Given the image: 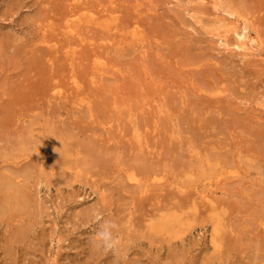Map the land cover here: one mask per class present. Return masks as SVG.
<instances>
[{
  "label": "rangeland",
  "instance_id": "1",
  "mask_svg": "<svg viewBox=\"0 0 264 264\" xmlns=\"http://www.w3.org/2000/svg\"><path fill=\"white\" fill-rule=\"evenodd\" d=\"M81 1L0 0L1 52L10 46V49L16 51L18 56L17 61L12 63L10 57L13 56L9 55V52L12 51L14 55L16 53L7 48L8 51L5 54L9 56L0 53V61H5L0 64L7 66V63H12L9 65L11 67L18 61L23 62V57L24 60L33 58L34 61L31 60V62L36 61L40 64L37 65L35 62L36 69H34L29 60L25 61L29 66H26L25 69H28L32 80L29 76V78L27 77L28 71L24 72L22 77L23 66L26 64L22 65L19 62L20 66L15 65L11 69H8L9 66L5 68L0 65L2 68H0V101L3 100L4 107L10 109L9 106L15 103H9L12 97L11 91L15 90L17 94L20 91L19 94L23 95L21 90H29L31 84L25 86L29 81L26 82L24 76L31 82L37 77L38 82L46 83L45 90L35 88L40 91V93L37 92V95L35 93L34 96H30L34 93L31 91L34 90L33 86L37 87L35 82L31 86L33 87L30 90L31 93L25 94L24 92L25 100L21 99L22 96L18 98L28 103L29 101L26 102L27 97L30 96L28 98L32 97L30 101L33 102H29L32 107L28 105L29 103L25 105L22 102L24 108L19 110V117L14 114V112L17 113L16 107L21 106H16L17 102L12 104L15 107L13 113L10 110L11 116L13 115L12 120L8 115L10 112L4 111L5 114L8 113L7 117H10L4 119L3 109L0 110V117L7 123L11 122L9 124L11 131L8 130L10 128L7 125L6 127L0 126V132H4L3 136L0 134V138L2 137L0 139V199L3 196V199L8 197V200L7 198L2 199L3 204L0 200V264H246V261H251L248 260L250 256L253 262L251 261L249 264H255L256 261V264H259V261L264 262L259 256L262 255L263 259L264 252L260 254L261 252L258 251L259 246H262L259 247L260 249H264V243H262L264 241V152L258 149L262 147L264 137L262 136L263 139L260 136L253 138L251 134L252 138L251 135L249 138L248 135L245 136L249 133L247 130L245 131L247 133L240 134L244 130L246 122L251 123L252 126L253 124L258 126L259 128H256L259 132L264 128V0H125L124 2L121 0L123 3L120 0H83V3ZM118 2L120 7L117 6ZM56 3L59 4V8ZM137 4L139 5L137 6ZM82 5L85 8H81ZM51 6L57 8L52 7L53 11ZM68 6L74 7V9L72 10ZM117 8L121 11L124 10L123 8L125 10L122 13ZM226 8H229L230 12H235V10L236 12H232L231 15ZM231 8L232 10H230ZM65 13H70L72 16H67ZM64 15L66 16L64 17ZM99 16L104 18L98 19ZM114 17L118 21H115ZM71 18L76 20H71ZM119 18H122L121 21ZM91 21L93 22L91 23ZM106 22H110V25ZM116 22H122V26L118 23L121 28L125 22L131 24L125 23L128 25H125L124 29H120ZM75 24L78 28L75 27ZM98 24L102 27H98ZM126 26L127 28H125ZM59 29H61L59 33L62 31L63 35H57ZM116 29H120L117 33L125 34V36L122 34L124 38L120 39L121 34L120 36L116 35L117 33L114 32ZM68 31L72 32L69 34ZM238 34L245 35V37L240 38ZM127 35H130L131 38ZM243 39L246 43H243ZM8 41L11 45L13 43V47L8 46ZM41 41L46 47H52L51 49L45 47L42 52L44 49L46 51L54 49V53L50 51L48 52L50 55L45 52V56L41 55L43 53L39 47H44L40 46ZM60 41L67 44L62 43V46ZM68 42H70L69 45ZM115 42H118V45ZM241 42L242 44H240ZM4 43L7 44L5 47H3ZM123 44L124 47H122ZM17 45L27 50L30 49L31 52L32 48H38L41 53L37 52L38 49L35 51L42 58H39L41 57L39 54L37 57L35 51L30 55L23 49L21 51L20 47H18L19 50L16 49ZM67 45L70 49L67 48ZM241 45H245L244 47L247 49L238 48ZM5 56L11 59L10 62ZM30 56L31 58H29ZM51 56H53L54 62H58L54 64ZM39 59H44L45 63L42 64V60ZM95 60L96 62H94ZM45 65L50 66L49 69ZM39 66L44 67L43 70L38 69ZM26 73L27 75H25ZM16 74L20 75L18 76L20 79L22 78L19 82L20 79H16L18 83L26 82L24 88L20 86L19 91L14 89L17 86L10 85V83L14 84L12 82L17 78ZM37 74L41 78L44 76L43 80L41 78L38 80ZM36 84L39 87H44L42 84ZM216 84L218 89L215 88ZM222 85H224L223 88H221ZM8 86H11L9 88H12L11 91L7 90ZM174 86H176L175 89ZM190 89L191 91H189ZM4 90L9 91L10 100L6 99V95L3 96ZM225 92H230V95L228 94V96ZM195 93L200 96H196ZM231 93L234 94V97ZM14 94L12 93L13 97ZM203 94L211 98L206 99L207 96L206 98L201 96ZM224 95L228 97H224ZM216 96L220 101L215 100ZM145 97L147 98L145 99ZM182 98L183 100H181ZM12 100L14 101V98ZM209 101H212L213 104L209 105L212 103ZM229 103L234 106L230 107ZM150 104H154V107ZM226 106L235 109V111L229 109V113H226ZM212 109H214L213 112L210 111ZM222 109L225 112L221 113ZM197 110L198 113H196ZM24 111H26V117L23 115ZM14 115L16 116L14 117ZM236 115L241 118L237 119ZM223 116L225 117L219 118ZM178 117L179 120H177ZM192 117L202 120L201 128L198 125L195 126ZM7 119L11 121L8 122ZM205 119L208 125L202 124H207ZM211 119L212 121H210ZM236 119L237 121H235ZM3 120L1 123H4ZM6 122L5 124H7ZM28 122L29 124L31 122L32 125H27ZM188 122L190 126L197 128L193 131L194 127H192L193 129L189 127ZM224 122L229 126L232 124L233 127L227 126L230 128L229 130L224 127ZM236 122L237 124L241 122L240 124L243 126L240 132L238 130L241 126L239 124L238 129ZM177 123L179 124L177 125ZM186 125L188 127H185ZM217 125L218 128L221 127L222 130H225L226 139L222 138V130L214 128ZM12 126L15 127V130L17 129V132L15 130L13 132ZM169 126L171 128L178 126L176 134H171ZM3 127L5 130L2 129ZM28 128V133L23 131V129L27 131ZM206 128L210 135L206 132L208 131ZM6 131L8 132L6 133ZM263 132L264 130L260 134L263 135ZM237 134L243 138L241 136L237 138ZM189 138L194 143L188 147L186 142ZM157 140H160L161 144H158ZM258 140H261V143L257 142ZM255 142L256 144H254ZM259 143L261 146H258ZM84 144L86 146H83ZM88 145L93 147L92 150L90 148L91 151L87 150L89 149ZM160 146L161 148H159ZM190 147L197 150L196 152L201 150L198 154L202 159L200 166L198 165L200 157L196 152L191 155ZM98 149L102 150V155ZM220 152L221 154H219ZM94 154H100V158L105 157L101 160L102 162L98 161L97 164V161L95 163L91 158ZM179 154L180 157H177ZM204 155L207 158H202ZM164 156L166 160L163 159ZM95 158L97 157L95 156ZM217 159L219 160L217 161ZM170 161L177 162L174 164ZM203 162L205 166L209 165L206 170ZM99 163H103L104 166ZM226 163L228 164L226 165ZM160 168H162V174L159 173ZM219 169H222L220 171L223 174ZM226 170L228 171L226 172ZM14 171L16 173L26 171L27 173L25 172V176H23L22 172L16 174ZM190 172L193 174L192 176ZM9 173H12V176H8ZM236 173L239 175L237 176ZM18 175L22 181L17 177ZM27 176L29 177L27 178ZM134 176L136 180L144 179L146 183L151 182L150 184L154 185L149 184L147 192L144 193L140 187L134 186L136 182L128 179L134 178ZM10 181L12 184L17 183L18 185L9 186ZM209 181H212L214 185L218 184L219 187L210 185ZM4 182L9 184L2 185ZM22 184L27 187L25 188ZM222 185L227 190L221 189ZM2 187L6 191L1 192ZM18 188L25 190L21 189L19 192ZM181 189L183 190L181 191ZM14 190H18L20 195L24 193L26 197L23 194V199L26 201H16L18 194L13 195ZM156 190L158 195L161 194L160 198L163 202L159 197H155ZM173 191L176 192L177 197ZM238 191L240 194L247 193L249 199L246 200L247 195L244 198L242 194H237ZM151 192L156 193H153L154 197ZM147 193L148 195L152 194V197L147 196ZM181 193L184 198L178 196ZM204 193L210 195L207 204L202 201ZM8 194L11 196L9 197ZM184 194L192 197H188L190 202L189 199H185ZM12 196V199L15 198L13 202L11 201ZM151 198L155 199L152 201ZM168 198L171 203L169 200L165 202ZM181 199L187 201V205L180 203ZM4 201L8 203L5 204ZM214 201L218 203V206H222L215 209L217 205ZM235 201L239 203L237 204L239 210L241 208L239 205H242L241 210H247V212L242 211L245 215L238 213ZM173 202L176 207L172 206ZM210 202H214L212 209ZM159 204L161 205L159 206ZM9 205L11 207L8 209L9 211L13 208L12 206L16 208L13 214H11L12 210L11 212L7 211ZM156 205L165 207L159 209L154 207ZM179 205L185 208L182 209ZM193 205L196 206V209L192 207ZM197 205L199 206L197 207ZM206 206L210 210L204 212ZM197 208H202V214ZM96 209L103 212L104 219L115 220L119 225V229L114 232V235L121 240L123 253L120 252L118 258L114 257L111 252L105 254L96 248L95 252L93 251V237L97 223L94 221L92 213ZM151 209L155 212L153 213ZM225 209L227 211L223 213L222 211ZM16 211H22L23 215L21 216ZM147 211L151 214H147ZM32 212L37 213L33 216ZM187 212H189L188 215ZM250 212L254 215L249 216ZM14 213L16 214L14 215ZM6 214L7 216L11 214L12 223H9L10 220L6 221ZM243 215L244 218H242ZM163 220L167 223L160 227L159 222ZM258 223L260 225H257ZM179 227L181 229L178 231ZM241 227L243 228L241 229ZM213 234L218 237V243L222 244L221 246L218 244L220 248L213 249V243L211 244ZM255 236L257 240L254 239ZM16 237L17 241H20L16 242ZM11 238L14 239V243L11 242ZM231 240L239 247L233 246ZM252 243H255L254 246ZM90 252H94V254L90 255ZM255 258L258 259L255 260Z\"/></svg>",
  "mask_w": 264,
  "mask_h": 264
},
{
  "label": "bare ground",
  "instance_id": "2",
  "mask_svg": "<svg viewBox=\"0 0 264 264\" xmlns=\"http://www.w3.org/2000/svg\"><path fill=\"white\" fill-rule=\"evenodd\" d=\"M68 1H69V0H68ZM70 1H72V0H70ZM80 1H81V0H80ZM105 1H106V0H105ZM107 1H109V0H107ZM112 1H113V0H112ZM120 1H121V0H120ZM124 1H125V0H123V2H124ZM126 1H128V0H126ZM63 2L65 3V1H63ZM75 2H76V1H75ZM81 2L83 3V0H82ZM81 2H80V3H81ZM123 2L121 1V3H123ZM239 2H240V1H239ZM68 3H69V2H68ZM108 3H109V2H108ZM125 3H128V2H125ZM65 4L67 5V3H65ZM70 4H71V3H70ZM87 4H88V3H87ZM98 4H99V3H98ZM110 4H111V3H110ZM115 4H116V3H115ZM119 4H120V3L118 2L117 6H119ZM54 5H55V3H54ZM57 5H58V8H59V4L56 3V6H57ZM79 5H80V4H79ZM84 5H85V4H84ZM88 5H89V4H88ZM111 5H112V4H111ZM138 5H139V4H137V6H138ZM56 6H51L50 8L53 9L52 7H54V9H55V8H57ZM60 6H62V5L60 4ZM71 6H72V4H71ZM80 6H81V5H80ZM80 6H79V7H80ZM132 6H133V5H132ZM68 7H70V6H68ZM83 7L85 8V6L82 5L81 8H83ZM97 7H98V6H97ZM109 7H110V6H109ZM119 7H120V6H119ZM70 8H71L72 10L74 9V7H73V8L70 7ZM77 8H78V7H77ZM77 8H76V9H77ZM86 8H87V7H86ZM133 8H135V7H133ZM54 9H53V11H54ZM91 9H92V8H91ZM123 9L125 10V8H123ZM226 9H227V8H226ZM228 9H229V8H228ZM228 9H227V11H229ZM68 10H69V9H68ZM72 10H71V11H72ZM95 10H96V9H95ZM102 10H103V9H102ZM117 10H119V12L121 11V9H118V8H117ZM124 10L121 11V12L123 13ZM135 10H136V9H135ZM230 10H232V8H231ZM49 11H50V10H49ZM73 12H74V11H73ZM79 12H80V11H79ZM81 12H82V11H81ZM137 12H138V11H137ZM229 12H230V11H229ZM229 12H228V13H229ZM232 12H234V11H231V12H230L231 15H232ZM235 12H236V10H235ZM235 12H234V13H235ZM74 13H75V12H74ZM76 13H77V10H76ZM138 13H140V12H138ZM230 13H229V14H230ZM65 14H67V13H65ZM80 14H82V13H80ZM89 14H90V13H89ZM93 14H94V13H93ZM68 15H70V13L67 14V16H68ZM65 16H66V15H64V17H65ZM70 16H72V15H70ZM70 16H69V17H70ZM95 16H96V15H95ZM97 16H98V15H97ZM118 16H119V14L117 15V17H116V15H115V17H116L117 19H118ZM51 17H52V16H51ZM51 17H50V20L53 18V17H52V18H51ZM89 17H90V16H89ZM93 17H94V16H93ZM93 17H92V18H93ZM102 17H103V16H101V17L99 16V17H97V18H98V19H101ZM115 17H114V20H115ZM48 18H49V17H48ZM75 18H76V17H75ZM75 18H71V20H72V19H75ZM77 18H78V17H77ZM79 18H81V17L79 16ZM92 18H91V20L94 21V19H92ZM103 18H104V17H103ZM123 18H124V17H123ZM63 19H64V18H63ZM107 19H108V18H107ZM110 19H112V18H110ZM117 19H116V20H117ZM119 19H120V21H121L122 18H119ZM247 19H248V18H247ZM75 20H76V19H75ZM79 20H80V19H79ZM84 20H85V19H84ZM102 20H103V19H102ZM105 20H106V18H105ZM112 20H113V19H112ZM114 20H113V21H114ZM116 20H115V21H116ZM53 21H55V20H53ZM68 21H69V20H68ZM77 21H78V20H77ZM80 21H81V20H80ZM93 21H91V23H92ZM95 21H97L96 18H95ZM100 21H101V20H100ZM100 21H99V22H100ZM103 21H104V20H103ZM106 21H107V20H106ZM113 21H112V22H113ZM117 21H118V20H117ZM132 21H133V20H132ZM244 21H245V20H244ZM65 22H66V21H65ZM85 22H86V21H85ZM85 22H84V23H85ZM88 22H89V20H88ZM99 22H98V23H99ZM130 22H131V21H130ZM136 22H137V21H136ZM63 23H64V22H63ZM73 23H74V21H73ZM76 23H77V22H76ZM78 23H79V22H78ZM84 23H83V24H84ZM94 23L97 24V22H94ZM100 23H104V22H100ZM106 23H107V22H106ZM109 23H110V22H109ZM109 23H107V24H109ZM118 23L120 24V26L123 25L122 22H118ZM118 23L116 22V25H117L118 27H120ZM125 23H128V22H125ZM125 23H124V26H125V25H128V24H129V25L131 24V23H128V24H125ZM50 24H51V23H50ZM83 24H82V25H83ZM104 24H105V23H104ZM121 24H122V25H121ZM137 24H139V23L137 22ZM62 25H63V24H62ZM78 25H79V24H78ZM99 25H100V24H98V27H102L101 25H100V26H99ZM102 25H103V24H102ZM109 25H110V24H109ZM111 25H112V23H111ZM134 25H135V23H134ZM52 26H53V25H52ZM69 26H70V25H69ZM105 26H106V25H105ZM117 26H115V27H117ZM124 26H123V28L120 27V29H124ZM138 26H139V25H138ZM62 27H63V26H62ZM65 27H66V26H65ZM75 27H77V24H75ZM75 27H73V28H75ZM110 27H112V26H110ZM48 28L50 29L51 26L48 27ZM77 28H78V27H77ZM125 28H127V26H126ZM137 28H139V27H137ZM102 29H103V28H102ZM107 29H108V28H107ZM120 29H118V30H120ZM52 30H54L53 27H52ZM52 30H50V31H52ZM60 30H61V29L58 30L57 35H63L62 31L59 33ZM62 30H63V29H62ZM65 30H66V29H65ZM73 30H75V29H73ZM100 30H101V29H100ZM103 30H104V29H103ZM108 30H109V29H108ZM118 30L116 29L115 31H114V30H113V31L117 33ZM128 30H129V29H128ZM130 30H131V29H130ZM137 30H140V29H137ZM123 31H124V30H123ZM63 32H64V30H63ZM68 32H69V31H68ZM71 32H72V31H71ZM71 32H69V34H70ZM102 32H103V31H102ZM118 32H119V31H118ZM139 32H140V31H139ZM58 33H59V34H58ZM61 33H62V34H61ZM76 33H77V32H76ZM125 33H126V32H125ZM130 33H131V31H130ZM64 34H66V33H64ZM67 34H68V33H67ZM69 34H68V35H69ZM120 34H121V38H120V39L124 38V37H123V36H125L124 33H121V32H120V33H117L116 35L120 36ZM122 34H124V35L122 36ZM126 34H127V33H126ZM135 34H136V33H135ZM238 35H239V34H238ZM238 35H237V36H238ZM118 36H117V37H118ZM129 36H130V35H129ZM129 36L127 35V37H129ZM133 36H134V34H133ZM137 36H138V34H137ZM242 36H243V35H242ZM242 36L239 35L240 38H241ZM107 37H108V36H107ZM117 37H116V39H117V41H118V38H117ZM127 37H126V39H127ZM243 37H245V35H244ZM243 37H242V38H243ZM111 38H112V37H111ZM111 38H110V39H111ZM129 38H131V37H129ZM64 39H65V38H64ZM64 39H61V40H64ZM107 39H108V38H107ZM135 39H136V38H135ZM154 39H156V38H154ZM111 40H114V39H111ZM123 40H124V39H123ZM136 40H137V39H136ZM141 40H142V39H141ZM42 41H43V40H42ZM42 41H41V42H42ZM64 41H66V40H64ZM242 41H244V39H243ZM47 42H48V41H47ZM66 42H67V41H66ZM66 42H62V43L64 44V43H66ZM119 42H121V41H119ZM60 43H61V41H60ZM62 43H61V45H62ZM69 43H70V42H68V45H69ZM74 43H75V42H74ZM112 43H113V42H112ZM117 43H118V42H117ZM117 43L115 42L116 45H118ZM243 43H246V42L244 41ZM7 44H8V46L11 45V44H9V41H8ZM7 44L4 43V46H3V47H5ZM39 44H41V43H39ZM45 44H46V43H45ZM66 44H67V43H66ZM110 44H111V42H110ZM119 44H120V43H119ZM126 44H127V43H126ZM160 44H161V43H160ZM240 44H242V42H241ZM12 45H13V43H12ZM12 45H11V47H13ZM42 45H43L44 47H41V48L39 47V49H41V52H42L43 48L46 47V46L43 44V42H42V44H41L40 46H42ZM68 45H67V48L70 49V47H68ZM245 45H246V44H245ZM245 45H244V46H245ZM14 46H15V45H14ZM59 46H60V44H59ZM62 46H63V45H62ZM62 46H60V47H62ZM70 46H71V45H70ZM111 46H113V44H111ZM120 46H121V45H120ZM127 46H128V45H127ZM237 46H238V45H237ZM244 46L241 45V46L238 47V48H241V47L243 48ZM18 47H20V45H17L16 49H17ZM116 47H117V46H116ZM116 47H115V49H116ZM122 47H124V44H123ZM246 47H247V46H246ZM7 48H8L10 51L13 50V49H10V46H9V47H6L5 49H7ZM31 48H32V47H31ZM46 48H48V49L50 48V49H51L52 47H46ZM244 48H245V47H244ZM5 49H3V52H1L2 50H1V45H0V53H4V54L7 53L8 49L6 50V52H5ZM20 49H21V51H22V49H23L24 51H27V52H29V54H30V53L34 52L35 50H37L38 48H37V49L32 48V49H33L32 52L30 51V49L27 50V49L22 48V46L20 47ZM32 49H31V50H32ZM39 49L37 50V52L41 53V52L39 51ZM245 49H247V48H245ZM248 49H249V48H248ZM18 50H19V48H18ZM53 50H54V49H52V51H51V50H50V51L54 53ZM13 51H14V50H13ZM50 51H49V50L46 51V50L44 49V51L42 52L43 54H41V55H44V52L47 53V55H48V54L50 55V53H48V52H50ZM59 51H60V50H59ZM14 52L16 53V51H14ZM27 52H26V54H27ZM35 52H36V51H35ZM37 52H36V56H37V57L41 56V55H40L39 53H37ZM57 52H58V51H57ZM73 52H74V51H73ZM68 53H70V52H68ZM71 53H72V51H71ZM10 54H12V56H13V57H10V58L12 59L11 62H12V63H15L14 61H17V57H18V56H17V53L14 55V53H12V51H11V52H9V55H10ZM33 54H35V53H33ZM37 54H39V56H38ZM5 55H6V54H5ZM9 55L7 54L6 56H9ZM30 55H31V54H30ZM51 55H52V54H51ZM3 56H4V55H3ZM6 56H5V58H6ZM14 56H16V57H14ZM19 56H20V54H19ZM44 56H45V55H44ZM44 56H43V57H44ZM0 57H1V56H0ZM22 57H23V56H22ZM22 57H21V58H22ZM51 57H52L51 60L53 61V56H51ZM15 58H16V59H15ZM29 58H31V56H30ZM39 58H42V56L39 57ZM49 58H50V57H49ZM6 59H7L8 62H10V60H11V59H8V57H7ZM6 59H5V60H6ZM25 59H26V58H25ZM56 59H57V58H56ZM59 59H60V58H59ZM0 60H1V59H0ZM21 60H22V59H21ZM28 60H29V59H28ZM28 60H24V57H23V62L28 61ZM31 60H33V58H31ZM31 60H29V61H30L29 63H31V66H32V67L36 66V65H34V64H36L37 62L35 61V62H36V63H35V62H33V61H34V60H33V61H32L33 63H32ZM35 60H36V59H35ZM39 60L41 61L42 59H39ZM43 60H44V59H43ZM43 60H42V62H43ZM54 60H55V57H54ZM7 61H6V63H7ZM44 61H45V60H44ZM0 62H1V63H4L5 61H0ZM19 62H21V61H18L17 64H15V65H19V66H20ZM23 62H21L22 65L27 63V62H25V63H23ZM42 62H41V63H42ZM56 62H58V61H55V62L53 61L54 64H55ZM94 62H96V60H95ZM12 63H10V64L7 63V66L11 65ZM44 63H45V62H43L42 64H44ZM46 64H47V63H46ZM99 64H100V63H99ZM104 64H105V63H104ZM0 65H1V64H0ZM15 65H14V66H15ZM22 65H21V67H22ZM37 65H40V64L37 63ZM52 65H53V64H52ZM1 66H3V64H2ZM7 66H6V64H4L3 67L6 68ZM14 66H11V67L9 66L10 68H8V69L13 68ZM19 66H18V68H19ZM26 66H28V65L26 64L25 66H23V72H22L23 74H22V77H23V75H24V72H27V71H28V69H27V70L25 69ZM45 66H46V65H45ZM16 67H17V66H16ZM28 67H29V66H28ZM46 67H48V69H49L50 66H46ZM103 67H104V65H103ZM0 68H1V67H0ZM5 68H3V69H5ZM43 68H44V67H42V66H39V67H38V69H42V70H43ZM1 69H2V68H1ZM1 69H0V70H1ZM24 69H25V70H24ZM30 69H31V68H30ZM34 69H36V68L34 67ZM46 69H47V68H46ZM51 69H52V67H51ZM45 71H46V70H45ZM45 71H43V72L45 73ZM36 72H37V71H36ZM7 73H8V72H7ZM19 73H20V72H19ZM27 73H28V75H27ZM27 73H26L25 75H27V77H28V76H29V71H28ZM31 73H32V72H31ZM31 73H30V74H31ZM20 74H21V73H20ZM33 74H35V72H34ZM39 74H41V73H39ZM7 75H8V74H7ZM16 75H17V76H16ZM16 75H15V77H17V78H15V81L13 80V82H12V83H14V84H11V83H10V85H14V86H17V87L19 86L18 88H17V87H16V88L14 87V89H17V90L19 89V90H20V89H21L20 86L24 88L25 83L28 82V81H29V83H26L25 86H27V84H29V85L31 84V85L29 86V90H27V91H29V92L21 90V91L23 92V95H25L26 93H27V94H28V93H31V91H32V92L34 91V93L30 94V96L33 95V94H35V93H36L35 95H37V92L40 93V91H37L35 88H37L38 90H39V88H40V90H41V89L45 90L44 88H45L46 83H45L44 81H40L41 83L38 82L37 79H36V78H37V77H36V74H35V77H36V78L33 79L32 82H31V80H32V79H31V76H29L31 80H28L27 77L24 76V78H25L27 81L24 79L26 82H24L23 84H22V83H18L19 81L22 80V78L20 79V77H18V76H20L19 74H16ZM37 75H38V74H37ZM209 75H210V74H209ZM2 76H5V75L2 74ZM2 76H1V77H2ZM29 77H28V78H29ZM38 77H39V78H38V80H39L41 77H40L39 75H38ZM2 78L5 79V77H2ZM12 78L14 79L13 76H12ZM43 78H44V76H42L41 80H43ZM16 79H20V80H18V82H17ZM6 80H7V79H6ZM24 80H23V81H24ZM35 80H36V81H35ZM45 80H46V78H45ZM222 80H223V79L221 78V81H222ZM191 81H192V80H191ZM221 81H220V82H221ZM15 82H16V83H15ZM35 82H36V83H39V84H42V82H44V83L42 84V85H44V87H41V86L39 87ZM33 83H35V85H36L37 87L33 86V85H32ZM16 84H17V85H16ZM19 84H22L23 86H22V85H19ZM190 84H191V83H190ZM197 85H198V84H197ZM197 85H196V86H197ZM212 85H213V84H212ZM224 85H225V84H224ZM224 85H222L221 88H223ZM31 86L34 87V90H31V89L33 88V87H31ZM47 86H49L48 83H47ZM47 86H46V88H47ZM177 86H178V85H177ZM225 86H226V85H225ZM10 87H11V86H8L7 90L11 91L12 88L9 89ZM30 87H31V88H30ZM175 87H176V86H174V89H175ZM179 87H180V86H179ZM214 87H215V86H214ZM214 87H211V88L213 89ZM191 88H192V87H191ZM200 88H201V87H200ZM207 88H208V87H207ZM215 88L218 89L217 84H216V87H215ZM26 89H27V87H26ZM180 89H181V88H180ZM227 89H228V88H226V90H227ZM19 90H18V91H19ZM30 90H31V91H30ZM205 90H206V89H205ZM220 90H221V89H220ZM4 91H5V90H4ZM4 91H3V92H4ZM9 91H7V92L5 91L6 94L2 92L3 96H4V95L7 96V97L5 96L7 100H10V97H11V96L13 97L12 93H13V94H14V93L17 94V91L12 90V91H11V96L9 97V94H10ZM35 91H36V92H35ZM183 91H184V90H183ZM189 91H191V89H190ZM195 91H196V90H195ZM202 91H203V90H202ZM227 91H229V90H227ZM19 92H20V91H19ZM19 92H18V94H19ZM24 92H25V94H24ZM175 92L177 93V91H175ZM204 92H205V91H204ZM213 92H214V91H213ZM41 93H42V92H41ZM178 93H179V92H178ZM197 93H198V91H197ZM197 93H195V95H196V96L198 95V97H199L200 95L197 94ZM199 93H200V92H199ZM208 93H209V92H208ZM225 93H227V92H225ZM229 93H230V92H229ZM229 93H227V95H228ZM7 94H8V95H7ZM15 94H14V97H13V98H14V101L12 100L13 98L11 97V101H10L9 103H11V102H15V103H16V102H17L16 104H15V103H12V104H15L16 106H17V105H21V106H19V107H16L17 110H16V109H15V110L17 111V113L14 112V114H17L18 117H19V116H20V114L18 113L19 110H20V109L22 110V108H24V105H22V104H23L22 102H24V101L21 100V99H22V98L24 99L25 96L23 97L22 94H21V95H20V94H19V95L17 94V95H18V96H17V95H15ZM200 94H201V93H200ZM209 94H210V93H209ZM223 94H224V93H223ZM231 94H232V93H231ZM178 95H179V94H178ZM192 95H193V94H192ZM229 95H230V94H229ZM229 95H228V96H229ZM233 95H234V94H232V96H233ZM20 96H22L21 99H18ZM30 96H28V97H30ZM33 96H34V95H33ZM180 96H181V95H180ZM196 96H193V97H196ZM201 96H203V97L206 98L207 95H206V94H203V95H201ZM228 96L224 95V97H228ZM16 97H17V99H16ZM28 97H27V101H26V102H28V101L31 102L30 100L32 99V97H31V98H28ZM35 97H36V96H35ZM143 97H144V96H143ZM203 97H202V98H203ZM213 97H214V96H213ZM213 97H212V100H214ZM216 97H218V96H216ZM216 97H215V100L218 101V100H219V97H218V99H216ZM233 97H234V96H233ZM8 98H9V99H8ZM33 98H34V97H33ZM146 98H147V97H145V99H146ZM172 98H173V97H172ZM208 98H211V97L207 96L206 99H208ZM220 98H221V97H220ZM235 98H236V97H235ZM156 99H157V98H156ZM198 99H199V98H198ZM233 99H234V98H233ZM15 100H16V101H15ZM18 100H19V104H18ZM24 100H25V99H24ZM158 100H159V99H158ZM181 100H183V98H182ZM188 100H190V99L188 98ZM203 100H204V98H203ZM2 101H3V100L0 101V103L3 104V105L0 104V105H1V106H0V107H1L0 110L3 109L2 112H4V111H8V113L10 112V110H12V113H13V108H15L14 105L11 104V106H9V107H11V108H10V109H7L6 106H5L6 108L4 107L5 104H4ZM20 101H21V102H20ZM153 101H154V100H153ZM197 101H198V100H197ZM217 101H216V102H217ZM219 101H220V100H219ZM29 102H28V103H29ZM142 102H143V101H142ZM161 102H162V100H161ZM183 102H184V101H183ZM209 102H210V101H209ZM211 102H212V101H211ZM211 102H210V103H211ZM232 102H233V101H232ZM232 102H231V104H232ZM28 103H25V102H24L25 105L28 104ZM31 103H33V102H31ZM31 103H29L28 105L31 106ZM147 103H148V102H147ZM149 103H152V102H149ZM155 103H156V102H155ZM233 103H234V102H233ZM142 104H143V103H142ZM165 104H166V103H165ZM189 104H190V103H189ZM201 104H202V103H201ZM212 104H213V102H212L211 104H209V105H212ZM214 104H215V103H214ZM231 104L229 103L230 107L234 106V104H233V105H231ZM150 105H151L152 107H154V106H153L154 104H150ZM190 105H191V104H190ZM221 105H223V104H221ZM221 105H220V107H222ZM227 105H228V103H227ZM2 106H3V107H2ZM12 106H13V107H12ZM22 106H23V107H22ZM197 106H198V105H197ZM200 106H201V105H200ZM9 107H8V108H9ZM20 107H21V108H20ZM31 107H32V106H31ZM155 107H156V106H155ZM208 107H209V106H208ZM223 107H225V106H223ZM18 108H19V109H18ZM165 108H166V107H165ZM190 108H191V107H190ZM209 108H210V107H209ZM227 108H228V109H227ZM234 108H235V107H234ZM6 109H7V110H6ZM155 109H156V108H155ZM160 109H161V108H160ZM162 109H163V108H162ZM214 109H215V108H214ZM214 109H212V110H210V111L213 112ZM224 109H225V108H224ZM224 109H222V112H221V113L225 112ZM229 109H232V108H229L228 106H226V111H227L226 113H229V111H228ZM237 109H238V107H237ZM239 109H240V108H239ZM29 110H30V108H29ZM190 110H192V109H190ZM202 110H204V109H202ZM205 110H206V109H205ZM219 110H220V109H219ZM232 110H233V109H232ZM33 111H34V110H33ZM173 111H174V110H173ZM230 111H231V110H230ZM233 111H235V109H234ZM233 111H232V112H233ZM24 112H25V113H24L23 115H25L24 117H26V116H27V115H26V111H24ZM28 112H29V111H28ZM31 112H32V111L30 110V113H31ZM159 112H160V111H159ZM186 112H187V111H186ZM198 112H199V111L197 110L196 113H198ZM203 112H204V111H203ZM206 112H207V111H206ZM208 112H209V111H208ZM212 112H211V113H212ZM8 113L6 112V114H5V112H4V113H3V114H4V115H3V118L5 119V118H10V117H11L10 119L12 120L13 115L11 116V112H10L9 114H8ZM188 113H189V112H188ZM190 113H191V112H190ZM204 113H205V112H204ZM204 113H203V114H204ZM219 113H220V112H219ZM7 114H8L10 117H7V116H8ZM163 114H164V113H163ZM167 114H168V113H167ZM170 114H171V113H170ZM170 114H169V115H170ZM205 114H206V113H205ZM217 114H218V113H217ZM5 115H6V117H5ZM29 115H30V114H29ZM33 115L35 116V114H33ZM200 115H201V114H200ZM208 115H209V114H208ZM208 115H207V116H208ZM213 115H215V114H213ZM233 115H234V114H233ZM15 116H16V115H14V117H15ZM34 116H33V117H34ZM192 116H194V115L192 114ZM202 116H203V115H202ZM210 116H211V115H210ZM236 116H237V115H236ZM236 116H234V117H236ZM24 117H22V118H24ZM167 117H170V116H167ZM212 117H213V116H212ZM214 117H215V116H214ZM224 117H225V116H223V117H219V118L221 119V118H224ZM226 117H227V116H226ZM239 117L241 118V116H239V115H238L236 118L238 119ZM248 117H249V116H248ZM248 117H247V120H249ZM173 118H174V117H173ZM190 118H191V116H190ZM205 118H206V117H205ZM217 118H218V116H217ZM228 118H229V116H228ZM232 118H233V116H232ZM232 118H231V119H232ZM249 118H250V117H249ZM0 119H1V120H0V126H5V127H6V125H7V126L10 128L11 125H9V124H11V122H10V123H7L6 120H3L1 117H0ZM18 119H19V118H18ZM20 119H21V118H20ZM150 119H151V118H150ZM179 119H180V118L178 117L177 120H179ZM188 119H189V118H188ZM194 119H195V120H194ZM196 119H197V121H196ZM206 119H207V118H206ZM206 119H205V121H206ZM231 119H230V120H231ZM237 119H236L235 121H237ZM251 119H253V118H251ZM2 120L4 121V123H1ZM11 120L7 119L8 122L11 121ZM23 120H24V119H23ZM168 120H169V119H168ZM240 120H241V119H240ZM254 120H255V119H254ZM153 121H154V120H153ZM192 121H193V123L195 124V126L198 125V127H200L201 122H202V120H201L200 118H198V117H195V118L192 117ZM194 121H195V122H194ZM205 121L203 120V122H205ZM210 121H212V119H211ZM251 121H253V120H251ZM257 121H258V120H257ZM5 122H6L7 124H5ZM31 122L34 123L33 121H31ZM31 122H30V124H31ZM182 122H183V121H182ZM206 122H207V121H206ZM233 122H234V121H233ZM12 123H13V122H12ZM193 123H192V124H193ZM224 123H225V122H224ZM240 123H241V122H240ZM240 123H239V124H240ZM243 123H244V122H243ZM247 123H248V122H246V124L244 125V127L241 126V124H240L241 128L239 129V124H237V122H236V125H238L237 128L239 129V130H238L239 132H240V130L242 129V127H243V129H244L242 132H240V134H241V133H243V134L247 133V132H245V131L247 130L249 133L251 132L250 134H249V133H248V134H245V136L248 135L249 138H250V135H251V134L253 135V138H255V137H256V138H259V136H260L261 138H262V136L264 137V134H263V135L260 134V133L264 130V128H263L264 126L262 127L263 130H262L261 132H259V130L256 128V127H258V126H255L254 124H253V126H252L251 123H248V124L250 125V126H249ZM260 123H261V122H260ZM1 124H2V125H1ZM3 124H4V125H3ZM30 124H29V122H28L27 125H30ZM178 124H179V123H177V125H178ZM183 124H184V123H183ZM202 124H203V125H208V122H207V124H204V123H202ZM214 124L216 125L215 122H214ZM229 124H230V123H229ZM256 124H257V122H256ZM31 125H32V124H31ZM167 125H168V124H167ZM187 125H189V127H191V128L194 127V126H192V125L190 126L189 122L187 123ZM187 125H186L185 127H188ZM230 125H231V126H229L228 124L225 123V126H224V127L229 126V127L232 128L233 125H232V124H230ZM242 125H243V124H242ZM258 125H259V124H258ZM260 125H262V123H261ZM17 126H18V125H17ZM165 126H166V125H165ZM234 126H235V125H234ZM12 127H13V126H12ZM15 127H16V125H15ZM15 127H13V132H14V130H15ZM25 127H26V126H25ZM28 127H29V126H28ZM153 127H154V126H153ZM158 127H159V126H158ZM229 127H227V128H229ZM245 127H246V128H245ZM16 128H17V127H16ZM26 128H27V127H26ZM167 128H168V127H167ZM167 128H166V129H167ZM169 128H171V127L169 126ZM177 128H178V126H175L174 128H171V134H172V133H173V134H176V129H177ZM191 128H190V129H191ZM196 128H197V127H194V129L192 128L193 131H194ZM200 128H201V127H200ZM209 128H210V127H209ZM214 128H215V129L222 130L221 127L218 128V125H217V127H214ZM227 128H225L226 131H229L230 128H229V130H228ZM258 128H259V127H258ZM262 128H261V129H262ZM0 129H1V128H0ZM2 129H4V127H3ZM30 129H31V128H30ZM154 129H155V128H154ZM163 129H164V128H163ZM202 129H204V128H202ZM206 129H207V128H206ZM233 129H234V128H233ZM261 129H260V130H261ZM4 130H5V129H4ZM4 130H2V131H4ZM8 130L11 131V128L8 129ZM207 130H208V129H207ZM15 131L17 132V129H16ZM23 131H25L26 133H28L29 128H28L27 131L24 130V129H23ZM31 131H32V130H31ZM155 131H156V130H155ZM167 131L169 132V130H167ZM167 131H166V132H167ZM183 131H184V130H183ZM197 131H198V130H197ZM202 131H203V130H202ZM202 131H201V132H202ZM235 131H237L236 128H235ZM7 132H8V131H6V133H7ZM13 132H12V133H13ZM199 132H200V130H199ZM206 132H208V133H209L208 135H210L209 130L206 131ZM216 132L218 133V131H216ZM221 132H222V133H221ZM221 132H220L221 135L223 134V137H222V138L224 139V137H225V139H226V138H227V137H226L227 135L224 136V132H225V130H222ZM229 132H230V131H229ZM244 132H245V133H244ZM3 133H4V132H3ZM3 133L0 132L1 136H3V135H2ZM225 133H226V132H225ZM263 133H264V132H263ZM24 134H25V133H24ZM171 134H170V135H171ZM243 134H241V135H243ZM5 135H6V134H5ZM144 135H145V134H144ZM192 135H193V134H192ZM215 135H217V134H215ZM237 135H238V134H237ZM241 135H240V136H241ZM252 135H251V138H252ZM29 136H30V134H29ZM29 136H27V137H29ZM196 136H197V135H196ZM240 136L238 135L237 138L240 137ZM171 137H172V136H171ZM187 137H189V136H187ZM197 137H198V136H197ZM216 137H218V136H216ZM241 137H242V136H241ZM145 138H146V137H145ZM190 138H191V137H190ZM190 138H189V140L186 142L187 145H188V147L191 146V145L194 143V141H192V140L190 141ZM199 138H200V137H199ZM219 138H221V136H219ZM222 138H221V139H222ZM234 138H235V137H234ZM242 138H243V137H242ZM242 138H241V140H242ZM247 138H248V137H247ZM249 138H248V139H249ZM0 139H2V137H1ZM166 139H167V137H166ZM193 139H196V138L193 137ZM262 139H263V138H262ZM15 140H16V139H15ZM22 140H23V139H22ZM160 140H162V139H160ZM160 140H157V142L159 141L158 144H161V143H160ZM169 140H171V139H169ZM251 140H252V139H251ZM253 140H254V139H253ZM242 141H244V140H242ZM260 141H261V140H260ZM260 141L258 140L257 142H260ZM102 142H103V141H102ZM195 142H196V141H195ZM219 142H220V141H219ZM262 142H263L262 147H261V148H258V149H261L262 152H264V141H262ZM155 143H156V141H155ZM260 143H261V142H260ZM260 143L258 144V146H261ZM98 144H99V142H98ZM162 144H163V143H162ZM224 144H225V143H224ZM237 144H238V143H237ZM254 144H256V142H255ZM99 145H101V144H99ZM222 145H223V143H222ZM81 146H82V145H81ZM83 146H86V144H84ZM96 146H97V145H96ZM96 146H95V147H96ZM103 146H104V145H103ZM149 146H151V145H149ZM158 146H159V145H158ZM193 146H194V145H193ZM238 146H239V145H238ZM88 147H89V149H87V148H85V149H87V150H89V151H91L92 148H93V147H91V146H89V145H88ZM100 147H101V146H100ZM0 148H1V147H0ZM90 148H91V150H90ZM145 148H146V147H145ZM153 148H154V147H153ZM155 148H156V146H155ZM157 148H158V147H157ZM159 148H161V146H160ZM190 148H191V149H190V153L192 152L191 155L195 154V152H196L197 150L195 151L192 147H190ZM95 149H97V148H95ZM100 149H101V148H100ZM100 149H98V152H101V151H102V150L99 151ZM102 149H103V148H102ZM218 149H219V148H218ZM258 149H257V150H258ZM80 150H81V149H80ZM87 150H86V151H87ZM150 150H151V149H150ZM154 150H155V149H154ZM158 150H159V149H158ZM204 150H205V149H204ZM220 150H221V148H220ZM81 151H83V150H81ZM103 151H104V150H103ZM156 151H157V150H156ZM159 151H160V150H159ZM161 151H162V150H161ZM163 151H164V150H163ZM212 151H213V150H212ZM214 151H218V150L214 149ZM221 151H222V150H221ZM84 152H85V150H84ZM84 152H83V153H84ZM144 152H145V151H144ZM200 152H201V150H200L199 152H196L197 155H198ZM204 152H205V151H204ZM210 152H211V151H210ZM218 152H219V151H218ZM89 153H90V152H89ZM93 153H94V151H93ZM106 153H107V152H106ZM157 153H158V151H157ZM160 153H161V152H160ZM162 153H163V152H162ZM162 153H161V154H162ZM169 153H170V152H169ZM207 153H208V151H207ZM207 153H206V154H207ZM225 153H226V152H225ZM96 154H98V153H96ZM96 154H94V155H95L97 158H95L94 155H93V157H92V156H91L92 153H91L90 156H91L93 162L95 161V163H96V161H97V164H98V161H99V162H102L101 160H102L105 156H104L103 158H100V156H99L100 154H99V155H96ZM216 154H218V153H216ZM219 154H221V152H220ZM261 154H262V153H261ZM263 154H264V153H263ZM88 155H89V154H88ZM101 155H102V152H101ZM104 155H105V153H104ZM154 155H155V153H154ZM208 155H209V154H208ZM211 155H212V154H211ZM84 156H85V155H84ZM86 156H87V153H86ZM152 156H153V155H152ZM155 156H156V155H155ZM198 156L200 157V160L198 159V160H199V161H198V165L200 166V163H201V160H202V159H201V156H200V155H198ZM223 156H224V155L222 154V157H223ZM260 156H261V155H260ZM101 157H102V156H101ZM107 157H108V156H107ZM153 157H154V156H153ZM161 157H162V156H161ZM161 157H160V158H161ZM169 157H170V156H169ZM177 157H180V154H179ZM203 157H204V158H207L206 155L202 156V158H203ZM263 157H264V156H263ZM217 158H219V157H217ZM226 158H227V157H226ZM163 159H165V156H164ZM163 159H162V160H163ZM167 159H168V158H167ZM209 159H210V158H209ZM214 159H216V158H214ZM261 159H262V158H261ZM84 160H85V159H84ZM153 160H155V159H153ZM165 160H166V159H165ZM204 160H205V159H203V161H204ZM206 160H207V159H206ZM218 160H219V159H217V161H218ZM221 160H222V159H221ZM221 160H220V161H221ZM223 160H225V159H223ZM104 161H105V160H104ZM146 161H147V160H146ZM215 161H216V160H215ZM225 161H226V160H225ZM86 162L88 163V162H90V161H86ZM93 162H90V163H93ZM147 162H148V161H147ZM153 162H154V161H153ZM153 162H152V163H153ZM172 162H173V161H172ZM172 162L170 161V163H172ZM176 162H177V161H176ZM176 162H175V163H176ZM204 162H206V161H204ZM204 162H203V163H204ZM106 163H107V162H106ZM106 163H105V164H106ZM173 163H174V162H173ZM175 163H174V164H175ZM219 163H220V162H219ZM179 164H180V163H179ZM183 164H184V163H183ZM227 164H228V163H226V165H227ZM99 165L104 166L103 163H101V164L99 163ZM150 165H151V164H150ZM153 165H154V164H153ZM161 165H162V164H161ZM172 165H173V164H172ZM172 165H171V166H172ZM203 165L205 166V163H204ZM157 166H158V165H157ZM178 166H179V165H178ZM208 166H209V165L205 166V170H206V167H208ZM220 166H221V163H220ZM169 167H170V166H169ZM182 167H184V166L182 165ZM179 168H180V167H179ZM208 168H209V167H208ZM160 169H161V170H160L159 173H161V171H162V168H160ZM224 169H225V168H224ZM224 169H223V170H224ZM226 169H227V168H226ZM220 170H222V169H219V171H220ZM208 171H209V170H208ZM227 171H228V170H226V172H227ZM11 172H12V171H11ZM14 172L16 173V171H14ZM21 172H22V175L25 176V172H26V171H21ZM21 172H20V173H21ZM201 172L205 173L203 170H201ZM220 172H221V171H220ZM18 173H19V172H17L16 174H18ZM20 173H19V174H20ZM26 173H27V172H26ZM187 173H188V172H187ZM207 173H208V172H207ZM221 173L223 174V172H221ZM228 173H229V172H228ZM6 174H7V172H6ZM161 174H162V173H161ZM190 174H191V172H190ZM201 174H202V173H201ZM209 174H210V173H209ZM233 174H234V173H233ZM236 174H237V173H236ZM10 175L12 176V173H9V174H8V176H10ZM28 175H29V174H28ZM75 175H76V174H75ZM192 175H193V174H191V176H192ZM203 175H204V174H203ZM205 175H206V177H207V174H205ZM238 175H239V174H237V176H238ZM15 176H16V175H15ZM130 176H132V175H130ZM188 176H189V175H188ZM191 176H189V177H191ZM224 176H225V175H224ZM232 176H233V175H231V177H232ZM17 177L20 178L19 175H18ZM28 177H29V176H27V178H28ZM126 177H127V176H126ZM162 177H163V176H162ZM162 177H161V178H162ZM234 177H235V175H234ZM8 178H9V177H8ZM8 178H7V180H8ZM135 178H136V177L134 176V178H128V179H129L130 181L132 180V182H136V185L134 184V186H136V187H137V186L140 187L141 190L144 191V193H145V191L147 192V190H148V186H150V185H154V184H150L151 182H149V184H150V185H149L148 183H146V180H144V179H143L144 181H143V180L140 181V179H139V180H136ZM154 178H155V177H154ZM214 178H215V177H214ZM218 178H219V177H218ZM232 178H233V177H232ZM25 179H26V178H25ZM150 179H151V178H150ZM152 179H153V178H152ZM158 179H159V178H158ZM224 179H225V178H224ZM226 179H227V178H226ZM7 180H6V181H7ZM20 180H21V178H20ZM155 180L157 181V179H155ZM233 180H234V179H233ZM15 181H16V180H15ZM15 181H14V182H15ZM21 181H22V180H21ZM150 181H151V180H150ZM231 181H232V180H231ZM234 181H235V180H234ZM234 181H233V182H234ZM24 182H25V181H24ZM157 182H158V181H157ZM237 182H238V181H237ZM9 183H10V184H9ZM9 183L4 182L2 185H5V184L8 185V184H9V186L12 185V186L14 187V186L17 184V183H15V184L13 183V184H12L11 181H10ZM21 183H22V182H21ZM92 183H93V182H92ZM153 183H154V182H153ZM158 183H159V182H158ZM163 183H166V182H163ZM209 183H211L210 185H214V184H212V181H209ZM221 183H222V182H221ZM24 184H25V183H24ZM156 184H157V183H156ZM219 184H220V183H219ZM229 184H230V183H229ZM17 185H18V184H17ZM20 185H21V184H20ZM22 185H23V184H22ZM220 185H221V184H220ZM12 186H11V187H12ZM23 186H25V188L27 187L26 185H23ZM132 186H133V185H132ZM171 186H172V185H171ZM179 186H180V185H179ZM182 186H183V185H182ZM214 186L219 187L218 184H217V185L215 184ZM233 186H234V185H233ZM7 187H8V186H7ZM7 187H6V188H7ZM11 187H10V188H11ZM157 187H158V186H157ZM222 187H224V186L222 185ZM222 187H221V189H226L225 187H224V188H222ZM2 188H3L4 190L1 189V192L6 191V189H5L4 187H2ZM8 188H9V187H8ZM8 188H7V189H8ZM152 188H153V186H152ZM152 188H151V189H152ZM158 188H159V187H158ZM173 188H174V187H173ZM230 188H231V185H230ZM14 189H16V188H14ZM21 189H22V188H21ZM21 189L18 188L19 192H20ZM183 189L185 190L184 186H183ZM183 189H181V191H182ZM242 189L245 190V188H242ZM9 190H10V189H9ZM18 190H16V191L14 190L13 193L11 192L13 195H14L15 193L18 194V196L16 197V199H15V198H14V199H15L16 201H17V200H18V201H24V200L26 201V199H23V194H24V193H23V194L21 193L22 195H20V193L17 192ZM22 190H23V189H22ZM24 190H25V189H24ZM24 190H23V191H24ZM149 190H150V189H149ZM153 190H154V189H153ZM165 190H166V189H165ZM165 190H163V191H165ZM170 190H171V189H170ZM172 190H173V189H172ZM172 190H171V191H172ZM226 190H227V189H226ZM226 190H225V192H226ZM239 190H240V189H239ZM10 191H12V190H10ZM28 191H29V190H28ZM143 191H140V192L142 193ZM154 191H155V190H154ZM156 191H157V190H156ZM241 191L243 192V190H241ZM25 192H27V191H25ZM173 192H175V191H173ZM173 192H172V194H173ZM183 192H184V191H183ZM185 192H187V191H185ZM206 192H207V191H206ZM238 192H239V191H238ZM28 193H29V192H28ZM149 193H150V191H149ZM151 193H152V192H151ZM153 193H154V192H153ZM153 193H152V194H153ZM156 193H157V194H156ZM156 193H154V194H156L155 197L157 196V198H158V197L160 198V197H161V194H159V195H160V196H159V195H158V191H157ZM159 193H161V192H159ZM162 193H163V192H162ZM187 193H188V192H187ZM209 193H210V192H209ZM209 193H208V194L206 193L207 195L204 193L205 195L203 196V200H202L204 203L209 202V200H210V198H209V196H210ZM152 194L148 195V193H147L146 195L152 197V196H151ZM154 194H153V197H154ZM170 194H171V193H170ZM170 194H169V195H170ZM181 194H182V195H181ZM181 194L178 195V196H179V197H181V196L183 197V193H181ZM185 194H186V193H185ZM185 194H184V196H185ZM237 194L241 195L242 193L240 194V192H239V193H237ZM0 195H1V194H0ZM8 195H9V197L11 196L10 194H8ZM146 195H145V198H147ZM162 195H163V194H162ZM169 195H168V197H171V198H172V196H169ZM174 195L177 197L176 192H175ZM190 195H191V194H190ZM242 195H243V197L245 198V195H247V193L242 194ZM5 196H6V195H5ZM24 196H25V194H24ZM27 196H29V194H27ZM186 196H187V195H186ZM186 196H185V199H186V200L189 199V198L191 197V196L189 197V195H188L187 197H186ZM195 196H196V195H195ZM237 196H238V195H237ZM3 197H4V196H3ZM3 197L0 199L1 202H2ZM25 197H26V196H25ZM166 197H167V196H166ZM173 197H174V196H173ZM188 197H189V198H188ZM196 197H197V196H196ZM198 197H199V196H198ZM6 198H7V200H8V197H5V199H6ZM12 198H13V196L11 197V201L13 202L14 199H12ZM157 198H156V199H157ZM183 198H184V197H183ZM191 198H192V197H191ZM5 199H3V200H5ZM27 199H28V198H27ZM30 199H31V198H30ZM151 199H152V198H151ZM153 199H155V198H153ZM153 199H152V201H153ZM160 199H161V198H160ZM164 199H165V198H164ZM200 199H201V197H200ZM248 199H249V197H248V195H247L246 200H248ZM250 199H251V198H250ZM157 200H159V199H157ZM167 200H169V198L166 199L165 202H166ZM181 200H182V202H180V203H182V204L184 203V205H185L187 201H185L184 199H181ZM238 200H239V199H238ZM28 201H29V200H28ZM28 201H27V203H28ZM145 201H146V200H145ZM161 201L163 202L162 199H161ZM183 201H185V202H183ZM250 201H251V200H250ZM258 201H259V200H258ZM140 202H141V201H140ZM142 202H144V201L142 200ZM169 202L171 203L170 200H169ZM189 202H190V199H189ZM189 202H188V203H189ZM198 202H199V201H198ZM200 202H201V200H200ZM203 202H202V203H203ZM214 202H215V201H214ZM214 202H213V203H212V202L209 203L211 209H212V206H214ZM222 202H223V203H224V202H226V203H230V202H228V201H222ZM222 202H221V203H222ZM235 202H236V203H234V204H236V205L239 204V203H237V201H235ZM238 202H239V201H238ZM240 202H241V201H240ZM4 203L6 204V203H8V202H5V201H4ZM33 203H34V200H33ZM159 203H160V202H159ZM180 203H179V201H178V204H180ZM202 203H201V204H202ZM204 203H203V204H204ZM215 203H216V202H215ZM253 203H254V202H253ZM2 204H3V202H2ZM29 204H30V203H29ZM143 204H144V203H143ZM168 204H169V203H168ZM173 204H174V205H173ZM206 204H207V203H206ZM217 204H218V203H216L215 205H217ZM24 205H25V203H24ZM140 205H141V204H140ZM160 205H161V204H159V206H160ZM163 205H165V204H163ZM186 205H187V204H186ZM225 205H226V204H225ZM251 205H252V204H251ZM16 206H17V205H16ZM18 206H19V205H18ZM28 206H29V205H28ZM141 206H142V205H141ZM165 206H166V205H165ZM165 206H163V207H165ZM172 206L176 207L175 202L172 203ZM177 206H178V205H177ZM198 206H199V205H197V207H198ZM200 206L204 208V206H202V205H200ZM208 206H209V205H208ZM208 206H206V209L203 210L204 212L210 210L209 208H207ZM219 206H222V205H219ZM219 206H218V205L215 206V207H216L215 209L219 208ZM7 207H8V206H7ZM12 207H13V208L10 209V211L8 210L9 208H11L10 205H9V207L7 208V211H9V212H11V210H12V213H11V214H13V212H15L14 209H16L15 206H12ZM139 207H140V206H139ZM154 207L159 208V209H160V208H163V207H158V205H156V206H154ZM167 207H168V206H167ZM179 207L182 208V206H180V205H179ZM192 207H195V209H196V206L193 205ZM239 207L242 208V205H241V206L239 205ZM255 207H256V206H255ZM255 207H254V208H255ZM17 208H18V207H17ZM27 208H28V207H27ZM29 208H30V206H29ZM31 208H32V207H31ZM140 208H141V207H140ZM156 208H155V209H156ZM177 208H178V207H177ZM177 208H176V209H177ZM183 208H185V207H183ZM183 208H182V209H183ZM221 208H222V207H221ZM221 208H220V212H221ZM237 208H238V205H237ZM241 208H240V210H239V208H238V210H237V211H239L238 213H240V214H241V213L244 214L242 211L247 212V210H246V211H245V209L241 210ZM0 209H1V208H0ZM4 209H6V208H4ZM4 209H3V210H4ZM20 209H21V208H20ZM32 209H33V208H32ZM141 209H142V208H141ZM165 209H167V208H165ZM197 209L200 210V212L202 211V210H201L202 208H201V209H200V208H197ZM213 209H214V208H213ZM215 209H214V212H215ZM223 209H224V208H223ZM13 210H14V211H13ZM28 210H29V209H28ZM142 210H143V209H142ZM152 210H153V209H151V211H152ZM162 210H163V209H162ZM177 210H179V208H178ZM255 210H256V209H255ZM143 211H144V210H143ZM217 211H218V210H217ZM226 211H227V210L225 209V211H222V212L225 213ZM16 212H17V213H20L21 216L23 215V214H21V213H23L22 211H21V212H20V211H16ZM149 212H150V209H149ZM149 212L147 211V214H148ZM152 212H153V211H152ZM154 212H155V211H154ZM154 212H153V213H154ZM197 212H198V211H197ZM197 212H196V214H197ZM220 212H219V214L222 215V213H220ZM5 213H8V212H5ZM24 213H25V212H24ZM29 213H30V211H29ZM32 213H33V216H34L35 213H37V212H35V213L32 212ZM153 213H152V214H153ZM188 213H189V212H187V215H188ZM190 213H191V212H190ZM209 213H210V212H209ZM250 213H251V212H250ZM253 213H254V212H253ZM1 214H2V213H1ZM11 214L8 215V216L10 217ZM15 214H16V213H14V215H15ZM149 214H151V213H149ZM157 214H158V213H157ZM191 214H192V213H191ZM201 214H202V212H201ZM216 214H217V213H216ZM18 215H19V214H17V216H18ZM20 215H19V217H20ZM238 215H239V214H238ZM244 215H245V214H244ZM244 215H243L242 218L245 217ZM253 215H254V214H253ZM253 215H252V213H251V215L249 214V216H253ZM2 216H3V215H2ZM5 216H7V214H6ZM8 216H7V220H6V221L10 220L9 223H10V222L12 223V222H13V221H11L12 218L10 217V219H9ZM29 216H30V215H29ZM31 216H32V215H31ZM144 216H145V215H144ZM158 216H159V215H158ZM183 216L185 217V215H183ZM204 216H205V215H204ZM224 216H225V215H224ZM239 216H241V215H239ZM247 216H248V215H247ZM12 217H14V216L12 215ZM19 217H18V218H19ZM187 217H188V216H187ZM217 217H218V216H217ZM222 217H223V216H222ZM222 217H221V218H222ZM258 217H259V216H258ZM260 217H261V216H260ZM33 218H34V217H33ZM182 218H183V217H182ZM210 218H211V217H210ZM218 218H219V217H218ZM223 218H224V217H223ZM248 218H249V217H248ZM248 218L246 219L247 221H248ZM252 218H253V217H252ZM250 219H251V217H250ZM257 219H260V218H257ZM26 221H27V220H26ZM28 221H30V220H28ZM125 221H126V220H125ZM185 221H186V220H185ZM235 221H237V220L235 219ZM257 221H258V220H257ZM263 221H264V220H263ZM7 223H8V222H7ZM14 223H15V220H14ZM28 223H29V222H28ZM28 223H27V224H28ZM30 223H31V222H30ZM30 223H29V224H30ZM148 223H149V222H148ZM165 223H167V222L164 221V220H163V221H160V222H159L160 227H162V225H164ZM187 223H189V222H187ZM221 223H222V222H221ZM29 224H28V225H29ZM34 224H35V223H34ZM34 224H32V225H34ZM145 224H146V223H145ZM149 224H150V223H149ZM238 224H239V225H242L241 223H238ZM260 224H261V222H260ZM260 224L258 223L257 225H260ZM8 225H10V224H8ZM143 225H144V224H143ZM257 225H256V226H257ZM263 225H264V224H263ZM29 226H30V225H29ZM144 226H146V225H144ZM15 227L17 228V226H15ZM31 227H32V226H31ZM146 227H147V226H146ZM149 227H150V226H149ZM239 227H240V226H239ZM237 228H238V227H237ZM242 228H243V227H241V229H242ZM258 228H259V227H258ZM263 228H264V226H263ZM263 228H262V229H263ZM8 229H10V228H8ZM11 229H12V228H11ZM11 229H10V230H11ZM28 229H29V228H28ZM151 229H152V228H151ZM180 229H181V228L179 227L178 231H179ZM17 230H18V229H17ZM22 230H23V228H22ZM24 230H26V229H24ZM182 230H183V229H182ZM184 230H185V229H184ZM238 230H239V229H238ZM12 231H13V230H12ZM164 231H165V230H164ZM175 231H176V230H175ZM263 231H264V229H263ZM20 232H22V231H20ZM29 232H30V231H29ZM29 232H28V233H29ZM153 232H154V231H153ZM157 232H158V230H157ZM18 233H19V232H18ZM22 233H23V232H22ZM150 233H151V232H150ZM155 233H156V232H155ZM163 233H164V232H163ZM163 233H162V234H163ZM171 233H172V232H171ZM178 233H179V232H178ZM180 233H181V231H180ZM16 234H17V233H16ZM19 234H20V233H19ZM258 234H259V232H258ZM21 236H22V235H21ZM260 236H261V235H260ZM10 237H11V236H10ZM17 237H18V236H17ZM17 237H16V239H15L16 242L20 241V240L17 241ZM22 237H23V236H22ZM165 237H166V236H165ZM262 237H263V236H262ZM23 238H24V237H23ZM169 238H170V237H169ZM11 239H12V238H11ZM11 239H10V240H11ZM18 239H20V238H18ZM211 239H212L211 244L213 243V249L220 248V246H221L222 244L218 243V242H219L218 237H215L214 234H213V236H211ZM254 239H256V236L254 237ZM21 240H22V239H21ZM220 240H221V239H220ZM256 240H257V239H256ZM13 241H14V239L11 240V242H13ZM235 241H236V240H235ZM238 241H240V238H238ZM241 241H242V240H241ZM261 241H262V240H261ZM16 242H15V243H16ZM221 242H222V241H221ZM231 242H233V241L231 240ZM236 242H237V241H236ZM258 242H260V241H258ZM13 243H14V242H13ZM228 243H229V241H228ZM262 243H264V241H262ZM9 244H10V243H9ZM218 244H220L219 247H218ZM253 244H255V243H252V246H254ZM261 245H262V244H261ZM92 246H93V249H94V250H93L92 248H91V250H93V251L95 252V247H94V245H92ZM211 246H212V245H211ZM233 246H236V244H235L234 242H233ZM258 246H259V243H258ZM236 247H239V246H236ZM259 247H260V246H259ZM259 247H258V251L261 252L260 254H263L262 252H264V249H263V248L260 249L262 246H261L260 248H259ZM121 248H122V246H121ZM230 248H231V247H230ZM233 248H234V247H233ZM233 248H232V249H233ZM253 248H254V247H253ZM244 249H245V248H244ZM259 249H260V250H259ZM91 250H90V251H91ZM228 250H231V249L228 248ZM252 250H253V249H252ZM261 250H263V251H261ZM96 251H97V250H96ZM94 252H93V253L90 252L89 254H90V255H91V254H94ZM120 252H122L121 249H120ZM244 252H245V251H244ZM247 252H248V251H247ZM122 253H123V252H122ZM95 254H96V253H95ZM251 254H252V253H251ZM251 254H249V255H251ZM90 255H89V256H90ZM258 255H259V254H258ZM92 256H93V255H92ZM259 256H260V259H261V260H264V258L262 259V255H259ZM263 257H264V256H263ZM246 258H247V256H246ZM246 258H245V259H246ZM249 258H250V259H249ZM257 259H258V258H255V260H257ZM248 260H251V261H252L253 259H252L251 256H250V257H248ZM251 261H246V262H245V261H241V262H242V263L245 262L246 264H249V262H251ZM247 262H248V263H247ZM252 262H253V261H252ZM256 263H257V261L255 262V264H256ZM243 264H244V263H243ZM250 264H251V263H250ZM259 264H264V262H263V261H261V262L259 261Z\"/></svg>",
  "mask_w": 264,
  "mask_h": 264
},
{
  "label": "clouds",
  "instance_id": "3",
  "mask_svg": "<svg viewBox=\"0 0 264 264\" xmlns=\"http://www.w3.org/2000/svg\"><path fill=\"white\" fill-rule=\"evenodd\" d=\"M92 217L97 223L93 237L94 247L105 254L111 252L114 257L118 258L122 242L114 235V232L118 231L119 225L115 220L104 219V214L100 209L94 210Z\"/></svg>",
  "mask_w": 264,
  "mask_h": 264
}]
</instances>
